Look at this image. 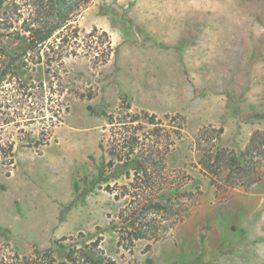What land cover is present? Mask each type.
I'll use <instances>...</instances> for the list:
<instances>
[{
	"label": "rangeland",
	"instance_id": "rangeland-1",
	"mask_svg": "<svg viewBox=\"0 0 264 264\" xmlns=\"http://www.w3.org/2000/svg\"><path fill=\"white\" fill-rule=\"evenodd\" d=\"M37 1L0 0V264H264V0H77L12 62Z\"/></svg>",
	"mask_w": 264,
	"mask_h": 264
},
{
	"label": "trees",
	"instance_id": "trees-1",
	"mask_svg": "<svg viewBox=\"0 0 264 264\" xmlns=\"http://www.w3.org/2000/svg\"><path fill=\"white\" fill-rule=\"evenodd\" d=\"M77 3V0H38L36 5L37 9L36 12H38V15L40 16V21L38 27H35L30 30V33L27 36H21L18 44L16 46V51H14V54L12 55L11 59L12 62L16 61L20 55L21 51L26 50L27 48L32 50L38 43L43 42L46 40L54 31L64 26L69 19V16L71 12L74 10V7ZM106 35V33H103ZM88 109H92L90 106H88ZM93 111V109H92ZM255 117L257 118H264V114H256ZM220 132H222V128L218 129ZM260 133L263 135L264 139V133L257 131L251 138H250V145L255 146V148H258L257 146V137L260 135ZM264 145V141H262ZM260 145V143L258 144ZM249 148L245 149V152H249ZM244 152V153H245ZM125 161L122 163L123 168H134L135 174L141 173V177L145 182H149L152 177L151 173L148 171L147 164L143 163V161L137 157H130L124 159ZM110 166V164H109ZM116 168H119V170H122V168L115 166L114 170ZM105 173V165H100L98 167V174L99 178L101 180V176ZM103 180V179H102ZM174 193H181V189L179 186H176ZM151 203H149L150 205ZM155 204V203H152ZM135 220V219H134ZM139 220V219H138ZM133 221V220H132ZM145 222H149L145 220ZM134 224V222H133ZM132 224V225H133ZM135 225V224H134ZM133 225V226H134ZM134 232L140 235L145 234V229L142 227L134 228ZM63 240H65V237L56 239L54 244H56L55 252L56 256L59 258L56 260L55 257L52 256L53 251L51 248L43 249L42 251L39 249H36L34 251L35 255L38 256L41 254L45 260L47 261L46 264H99L102 263V255H94L89 254L86 250H83L80 248L79 252H81L82 255H78L75 253L74 247L72 249L69 248L66 244L63 243ZM83 256V257H81ZM22 264H35V261L33 260L28 261V259L24 260Z\"/></svg>",
	"mask_w": 264,
	"mask_h": 264
}]
</instances>
